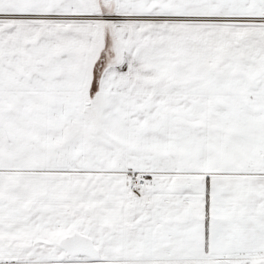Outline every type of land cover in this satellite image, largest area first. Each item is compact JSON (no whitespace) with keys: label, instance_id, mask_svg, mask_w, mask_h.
Listing matches in <instances>:
<instances>
[{"label":"snow or ice","instance_id":"1","mask_svg":"<svg viewBox=\"0 0 264 264\" xmlns=\"http://www.w3.org/2000/svg\"><path fill=\"white\" fill-rule=\"evenodd\" d=\"M0 264H264V0H0Z\"/></svg>","mask_w":264,"mask_h":264}]
</instances>
